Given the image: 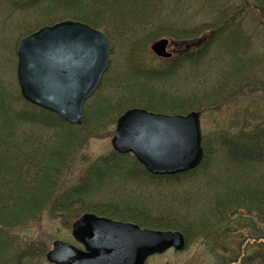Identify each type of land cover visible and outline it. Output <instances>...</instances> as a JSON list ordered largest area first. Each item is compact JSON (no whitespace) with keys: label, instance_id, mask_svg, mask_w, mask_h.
I'll return each mask as SVG.
<instances>
[{"label":"trees","instance_id":"16d2710c","mask_svg":"<svg viewBox=\"0 0 264 264\" xmlns=\"http://www.w3.org/2000/svg\"><path fill=\"white\" fill-rule=\"evenodd\" d=\"M46 1L72 9L70 0ZM93 1L88 7L91 13H79L84 0H76L78 12L74 17L98 28L104 23L100 17L105 14L109 18L110 11L102 8L108 10L105 0ZM142 1L151 4L152 0ZM30 3L39 5L41 1ZM93 7L98 9L95 13ZM242 11H256L264 25V0H226L216 7L212 19L198 28L173 27L159 19L152 39L167 36L180 42L198 39L205 30L211 32L203 44L159 59L156 67H146L133 58L145 42L133 45L129 58L133 77L124 74L121 78L119 73L111 75L112 71L106 70L83 105L80 124L31 104L15 86L0 80V264H40L47 252L45 244L20 239L19 232L35 225L43 214L71 226L85 212L149 229L178 230L186 243L204 245L214 258L213 264H264V115L242 123L236 131L221 132L225 174L229 176L226 186L210 176L219 168L214 169L215 163L207 161L202 138V160L189 171L155 175L132 154L111 149L91 161L82 155L80 160L88 162L87 167L75 182L65 184L74 156L88 138L111 135L116 118L127 108L137 106L167 114L197 110L201 114L206 107H217L248 88L264 92V54L241 29ZM212 51L220 63L214 78L206 80L198 75L189 82L178 79L183 65L198 66ZM207 176L211 177L208 190L191 208L149 203L141 193L126 195L117 190L127 191L129 182L138 180L160 186L161 181Z\"/></svg>","mask_w":264,"mask_h":264},{"label":"water","instance_id":"95a60500","mask_svg":"<svg viewBox=\"0 0 264 264\" xmlns=\"http://www.w3.org/2000/svg\"><path fill=\"white\" fill-rule=\"evenodd\" d=\"M165 37L150 44L158 57L169 58ZM106 35L88 24L63 20L21 38L16 46V79L22 97L80 124L83 104L98 87L109 57ZM112 149L131 153L155 175L176 174L201 161L200 113L165 114L131 107L115 122ZM81 245L54 240L45 258L52 264H145L146 259L186 240L178 230H155L85 212L71 225Z\"/></svg>","mask_w":264,"mask_h":264},{"label":"rangeland","instance_id":"374dc122","mask_svg":"<svg viewBox=\"0 0 264 264\" xmlns=\"http://www.w3.org/2000/svg\"><path fill=\"white\" fill-rule=\"evenodd\" d=\"M30 1L32 0H0V80L15 86L18 90L15 46L19 39L42 25L52 24L63 19L81 21L74 17V14L78 12L76 7L75 9L74 7L69 9L68 6L51 5L49 1L32 5ZM70 1L74 2V0ZM225 1L152 0L149 4L142 0H105L104 4L108 10L103 6L102 8L108 12L110 11V16L108 14V18L107 15L103 14L100 18L104 19V23L97 29L102 31L110 42L106 70L112 71L111 75L119 73L121 78H124V74L133 77V64L129 60L132 56L130 49L133 45L136 46L138 43L142 45L144 42L146 47H138L133 53V58L146 67L158 66L157 63L162 58L157 57L150 50V44L158 39V37L152 39L151 35L153 27L157 25L159 19L167 21L173 27L198 28L209 22L215 13L216 7H221ZM230 1L236 2L239 0ZM93 4V0H84L83 5H79V7L81 6L79 13L83 12L82 10L90 12L88 7L90 9ZM95 10L98 9L93 7L91 11L95 13ZM242 17L243 22L241 24L245 29L242 27L241 29L247 32L248 41L253 42L256 50L264 54V25L260 16L256 11L249 12V14L242 11ZM210 32V30H205L198 39L192 38L180 42H175L167 36L163 37L169 40L167 50L174 56L179 50H190L191 46L203 44V39ZM218 66L220 67L218 55L212 51L200 61L198 66H191L188 63L183 65L181 71L177 73V77L180 80L188 79L189 82L194 77L202 75L208 80L216 76ZM215 106L206 107L201 112L200 129L202 140L206 142L208 150L207 161L215 163L214 169L219 168L218 172L217 170L216 172L211 171L210 176L223 181L222 186H226V184H229V176L225 174L227 164L225 163L220 134L223 130L228 129L236 131L235 128L242 123L247 124L260 119L264 115V92H251L248 88L241 95L228 98L217 107ZM112 135L113 132L111 135L103 133L88 138L84 148L74 156V164L71 165L65 178L66 185L75 182L82 170L87 167L88 162L80 160L82 155L88 156L89 161H91L112 149L110 142ZM211 177H199L197 179L187 177L185 180L181 179V181L171 180L167 183L162 181L160 184L156 183L160 186L155 184L150 186L149 183L138 180L129 182L128 193L123 188L117 190L126 195L141 193L145 199L147 197L146 201L149 203H167L173 206L180 205L191 208V205L197 201L198 196L208 190L209 184L207 181ZM62 222L59 219H50L43 214L35 225L19 232L18 237L29 241H43L47 251L51 248L54 240L74 243L71 236V226ZM240 237L241 235L238 236L237 242H239ZM213 261L214 258L208 253L204 245L192 241L189 244L186 243L185 248L182 250L170 248L163 253L154 254L147 259L145 264H213ZM40 264L51 263L47 262L44 257Z\"/></svg>","mask_w":264,"mask_h":264},{"label":"flooded vegetation","instance_id":"af4514ba","mask_svg":"<svg viewBox=\"0 0 264 264\" xmlns=\"http://www.w3.org/2000/svg\"><path fill=\"white\" fill-rule=\"evenodd\" d=\"M39 1H41V3H43V1L45 2V0H39ZM71 5H72V8L76 7L75 0H74V2L71 1Z\"/></svg>","mask_w":264,"mask_h":264}]
</instances>
